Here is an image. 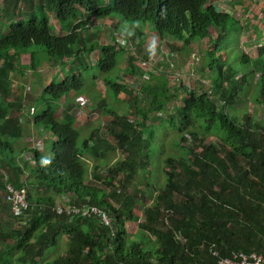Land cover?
<instances>
[{
	"label": "trees",
	"instance_id": "trees-1",
	"mask_svg": "<svg viewBox=\"0 0 264 264\" xmlns=\"http://www.w3.org/2000/svg\"><path fill=\"white\" fill-rule=\"evenodd\" d=\"M209 1L0 0V19L4 20H0V172H5L0 174V189L4 191L9 183L24 190L29 204L19 217L5 201L0 205L10 219L18 221L15 228H0V264H217L239 253L264 256V43L252 57L239 51L234 58L249 68V81L248 73H238L226 61L229 32L235 38L242 32L239 19L218 11ZM48 14L61 31L50 26ZM110 15L144 24L147 33L168 40L171 53L199 49L201 70L210 73L211 80L210 91L184 84L172 91L184 94L180 108L170 112L166 105L172 97L168 93L171 81L165 74L147 81L141 86L145 105H140L142 100L133 104L141 122L116 115L107 107L106 114L114 117L108 134L125 155L112 165L104 164L106 170L99 175L101 166L87 161L113 148L97 132L79 141L73 101L88 84L83 82L81 73L87 71L80 55L95 50V66L103 74L109 97L118 100L121 94L129 95L123 85L104 78L117 65L118 43L100 44L97 33L103 25L90 23L91 17L103 21ZM107 28L112 36L116 34L113 23ZM82 30L88 34L78 39V48L73 50L76 34ZM220 43L222 56L216 55ZM23 54L29 55L27 67L18 66ZM73 61L81 65V73L73 75L68 70L70 75L62 74ZM43 63L60 67V72L39 97L22 100L11 76L22 74V69L36 72ZM129 67L133 69L132 64ZM236 74L241 80L235 79ZM96 79L93 75L91 86ZM249 83L257 88L251 99L258 107L256 120L245 111L240 119L227 114L226 107L237 104V95ZM62 99L70 102L63 107ZM24 108L28 110L26 126L21 121ZM153 114L165 117L155 127ZM163 124L180 135L174 147L181 155L163 160V183L153 187L152 203L142 208L143 219L138 223L142 239L133 243L126 225L136 218L137 198H145L152 189L146 171L152 158L147 153ZM28 129L44 141L43 150L29 144L21 147ZM207 137H214L215 142L206 143ZM57 199L61 200L58 204ZM62 205L97 208L107 214L111 227L93 215L57 214L54 209ZM63 236L65 253L45 263L46 250Z\"/></svg>",
	"mask_w": 264,
	"mask_h": 264
},
{
	"label": "rangeland",
	"instance_id": "rangeland-1",
	"mask_svg": "<svg viewBox=\"0 0 264 264\" xmlns=\"http://www.w3.org/2000/svg\"><path fill=\"white\" fill-rule=\"evenodd\" d=\"M210 3H213L214 1H209ZM230 2L233 4V0H227L226 7L224 4L220 2H216L214 6L216 5V9L218 11H224L228 10V12L232 14V16L237 17V19L240 18L241 12L237 15L236 11L238 7L230 6ZM1 6V2H0ZM232 7L230 9V7ZM225 12V11H224ZM227 12V11H226ZM50 19V26L53 29H56L57 31H61L60 27L58 28L57 22L54 20L51 14H48ZM90 23L92 25H104L105 27L108 25H111L113 23L117 28V33L112 36V30L110 28H102L103 30L97 33V40L100 44H107V43H113L112 41L115 40V43H118L116 45L115 51H116V61L117 65L116 67L104 78L112 80L114 83H118L121 85V87L127 88V94L128 96L121 94L118 97V100H115L112 97H109V94L106 92V87L104 85V82L102 80V75L96 68L95 64L98 59V52L97 50L87 53V54H81L80 59L85 63L86 71L85 73H81V65L78 62L73 61L70 63V66L62 69L61 73L64 75H70L71 70L73 75H77L78 73L82 74L83 82H87L88 84L84 88L83 97L87 99L89 106L85 110V113L79 117L75 118V123L77 127H79V133H80V142L82 138L90 136L92 133H96L97 137L100 139L105 140L108 144L111 145L113 150H106L102 157L97 159H92L87 161V164H99L101 166L100 168V174L103 175L104 170V164L112 165L117 160H122L124 157V153L119 151L115 148V141L109 136V127L108 123L109 121H113L114 117L111 116V114H106V109L109 107V111L115 113L119 116H124L128 120L136 121L139 119V117L136 116V114L133 112V104L134 102H140L141 106L145 105L144 102V96L141 92V86H144L147 81L153 80L159 76H162L163 74L166 75V78L171 81L169 86V92L170 93V100L166 105L167 111H173L175 109H179L181 106V101L183 94L182 92H178V94H174L172 91H178L179 89H182L181 87L184 86L191 89H196L198 91H210L209 90V83L211 80V74L209 75L206 73H203L204 70H201L204 66L203 61L201 60L199 55V51L195 50L193 52H189L186 54L185 52L180 54L171 53L169 50V47L167 45L168 40L165 42H161V46L159 49H157V45L160 44L159 38L156 35L146 33L144 24L141 23H131L127 22L125 20H122L118 16L110 15L106 19L102 20H95L94 17L90 18ZM1 21L4 22V20L1 18ZM226 25H231L230 23H227ZM93 28V27H92ZM231 29V27H229ZM65 30L62 29V32ZM138 31H143V34H138ZM230 31V30H229ZM88 31L85 32V30L77 32V40L72 45L73 50H76L78 48L79 38H83V36H87ZM132 34H134L132 36ZM215 33L210 30L211 38H214ZM64 35V33H63ZM112 36V37H111ZM236 34L231 30L229 32V37H227L229 42V52L228 58L226 59L228 64H232L233 67L238 70V73L241 74H249V68L246 66L240 64L237 62V59H234L238 52H242L246 54L249 57H252L254 53L259 49L258 44H252L248 43L249 38H247L246 35H239L237 38H235ZM169 40H171L168 37ZM238 39V41H237ZM148 43L150 51L157 49V54L154 53L151 57H149L150 54L146 52H142L141 45H145ZM163 44H166V46H163ZM173 44L178 48L180 45L177 42H173ZM248 44V45H247ZM223 44L220 43L219 49L216 52V55L222 56L223 48H221ZM250 45V46H249ZM204 46V45H203ZM202 46V47H203ZM251 47V48H250ZM170 52V54H169ZM202 52V51H201ZM185 53V54H184ZM156 55V56H155ZM196 56V58L194 57ZM155 56V58H154ZM143 59H145V62H150L153 71L150 72L145 76V72L143 70ZM18 66L27 67L29 65V55L23 54L18 58ZM65 61V60H64ZM129 64H132L133 69L129 67ZM194 64H197L194 68ZM231 65V66H232ZM71 68V69H69ZM21 70V68H19ZM60 67L57 66H51L49 64H42L38 67L36 72H32L29 69H22V74H16V76H11L12 86L16 87L19 91V96L22 100H25L28 96L29 98H37L42 93V88L47 87L52 80V78L57 75L60 72ZM226 69L225 65L223 67V71ZM90 71V72H89ZM94 71V72H93ZM203 71V72H202ZM208 72V71H207ZM70 73V74H69ZM148 73V72H147ZM191 74V76H190ZM97 76V79L94 81L93 86H91V83L93 82L92 76ZM200 75V76H199ZM247 79L251 80V74L246 76ZM240 75L236 74L235 79H240ZM20 86L19 88L17 86ZM123 85V86H122ZM182 85V86H181ZM203 85V86H201ZM225 85V84H224ZM123 87V88H124ZM256 87L255 85L249 83L247 86H245L242 90V93L238 94V102L234 106H227L226 112L229 115H233V113L240 119V117L243 115V112H247L249 116H253V119L256 120L258 107L253 105L251 103V99L256 97ZM75 95L73 96V93L71 94V99H73ZM96 98L98 103L92 102L91 98ZM70 101H65V99L61 100L60 105L65 106ZM74 102V101H73ZM26 104V103H25ZM75 105V103H74ZM73 105V106H74ZM27 109L24 108L22 110L21 116H22V123L23 126H26L27 121L29 120L26 116ZM59 110L58 112H60ZM259 113V112H258ZM169 114V113H168ZM259 115V114H258ZM150 117L155 119V123H153L154 127L156 126L157 122L159 120L165 118L162 114H153ZM164 121V120H163ZM28 124V123H27ZM163 128H158L156 130V136L154 142L151 143L149 152L147 154L150 155V158L152 160L146 165V171L151 175V183L152 189L147 194L145 198H137V205L134 209V214L136 216L135 220L127 223L126 225V231L128 234V239L133 240V243L139 242L142 239V235L139 234L138 229V223L142 221V208L145 206H148L152 203L153 197L155 196V190L153 187H160V185L163 183V175L160 173V168L163 166V160L168 157H178L181 155V152L174 147V142L178 141L180 139V135L173 131L170 127L163 124ZM111 129H115L114 127H111ZM95 130V131H94ZM35 131V130H34ZM31 129L27 131L28 136H25L21 141V147L30 145L31 147L41 151L44 148V141H40V138L34 133ZM93 131V132H92ZM91 132V133H90ZM90 133V134H89ZM29 138V139H28ZM215 142L214 137H207L206 143ZM42 143V144H41ZM28 156H25L24 159H27ZM149 158V159H150ZM89 164V165H90ZM5 170V169H4ZM4 171H1L0 174H2ZM5 173V172H4ZM88 184L91 183L89 178L87 177ZM101 181V179H99ZM138 185L139 183H135ZM116 184L112 187H115ZM144 189V186H142ZM139 188V187H138ZM129 190H131V187H129ZM59 199H57L56 203H59ZM110 202V200H109ZM112 202V201H111ZM4 204V191L0 189V205ZM112 205L116 206L112 202ZM4 209V208H3ZM3 209H0V228H15L18 224L17 220L10 219L7 215V213L3 212ZM5 221V223L3 222ZM12 225V226H11ZM139 234V235H138ZM138 235V236H137ZM150 241L152 238L147 236ZM66 238L60 237L58 244L54 247H50L46 250L44 257L45 263L51 259H54L58 256H61L65 253L66 248L65 247ZM7 243L11 244V241H7Z\"/></svg>",
	"mask_w": 264,
	"mask_h": 264
},
{
	"label": "built area",
	"instance_id": "built-area-1",
	"mask_svg": "<svg viewBox=\"0 0 264 264\" xmlns=\"http://www.w3.org/2000/svg\"><path fill=\"white\" fill-rule=\"evenodd\" d=\"M143 70L145 76L152 72L153 69L151 63L143 62ZM74 102L77 109L75 118L77 119L85 113V110L87 109V99H85L83 95H78L74 99ZM4 199L5 202L10 205L12 214L16 217L21 216L23 212L29 209L25 191L14 189L9 183L5 184ZM54 210L57 214L65 213L67 215H79L81 217L93 215L96 216L105 227H109L110 225L107 215L103 211L91 206L77 208L73 206L65 207V205H62V207L57 206ZM213 256H216V254L213 253ZM217 264H264V256L256 253H250L249 255L239 253L233 255L231 259H220Z\"/></svg>",
	"mask_w": 264,
	"mask_h": 264
},
{
	"label": "crops",
	"instance_id": "crops-1",
	"mask_svg": "<svg viewBox=\"0 0 264 264\" xmlns=\"http://www.w3.org/2000/svg\"><path fill=\"white\" fill-rule=\"evenodd\" d=\"M213 1H214L213 2L214 4L216 2H220V3L224 4L226 7H228L227 0H213ZM230 1H232V0H230ZM232 5H233V7H235V6L238 7L237 10H239V11L235 10V12H237V15H239L238 13L241 12V15L239 18V23H240V27L242 29V32L239 33L237 36L246 35L247 38L250 37L249 42H248L249 44L250 43L258 44L259 46L261 44H263L264 43V0H233V4L230 2V6H232ZM231 8L232 7H230V9ZM224 11L225 12L227 11V13H229L228 10H224ZM224 11H222V12L225 13ZM229 14H231V12ZM231 16H232V14H231ZM233 17L237 19V17H235V16H233ZM103 28H107V26L105 27L103 25ZM139 34H143V32H139ZM161 42H163V40H160V45H161ZM160 45H157V49H159ZM141 46H142L141 47L142 52L147 51V53L150 54L149 57H151L154 53L157 54V49L150 51L148 43H146L145 45H141ZM163 46H165V44H163ZM169 54H170V52H169ZM155 56H154V58H155Z\"/></svg>",
	"mask_w": 264,
	"mask_h": 264
},
{
	"label": "clouds",
	"instance_id": "clouds-1",
	"mask_svg": "<svg viewBox=\"0 0 264 264\" xmlns=\"http://www.w3.org/2000/svg\"><path fill=\"white\" fill-rule=\"evenodd\" d=\"M160 41V40H159ZM164 42V41H163ZM166 46V45H165ZM167 47V46H166ZM142 61H144L145 62V60L143 59ZM149 62V61H148ZM4 201H5V199H4ZM106 214V213H105ZM107 215V214H106ZM108 217V216H107ZM108 219H109V217H108ZM100 222V221H99ZM109 222H110V219H109ZM101 223V222H100ZM103 225V224H102ZM104 226V225H103ZM109 227H111V222H110V225H109Z\"/></svg>",
	"mask_w": 264,
	"mask_h": 264
}]
</instances>
